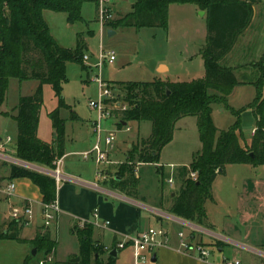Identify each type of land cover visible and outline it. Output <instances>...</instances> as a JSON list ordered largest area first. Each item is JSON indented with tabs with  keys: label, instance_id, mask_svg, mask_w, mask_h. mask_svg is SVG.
Returning a JSON list of instances; mask_svg holds the SVG:
<instances>
[{
	"label": "rangeland",
	"instance_id": "1",
	"mask_svg": "<svg viewBox=\"0 0 264 264\" xmlns=\"http://www.w3.org/2000/svg\"><path fill=\"white\" fill-rule=\"evenodd\" d=\"M97 2L98 0H84L80 18L74 22L70 21L69 15L65 12L45 10L43 17L51 35L60 46L75 49L79 37L84 39L88 45L84 55L87 53L91 56V63L98 60L101 51L114 53L115 60L103 65L100 78L115 92L120 93V90L119 85L113 82H153L155 80L189 82L205 76L203 54L206 47L207 11L195 10V6L190 4H173L169 10L168 28L117 27L115 29L117 34L109 37L105 30L109 28L106 24L129 13L135 0H111L107 3L109 9L104 20ZM255 8V18L252 17L249 26L239 36L234 49L224 60V64L235 70L241 84L233 89L224 103H222L221 94L215 92L218 95V103L213 106V121L220 131L232 128L236 121L234 112L240 114L241 122L237 133L240 134L241 144L248 147L258 124L254 109L251 107L257 96V82L259 92L264 98V68L260 62V55L264 54V2L262 0L256 2ZM202 11L204 15H201ZM82 63L84 67L77 62L67 63L68 81L63 85L61 96L56 95L50 84L43 86L39 137L55 146L57 132L50 115L59 108L60 117L65 123L66 134L69 136L66 143L67 152L82 150L86 144H89L93 139L92 122L98 121V112L89 106V101L96 99L100 92L99 84L94 81L97 70L93 69L91 64L86 65L84 57ZM160 64L168 67L165 73L158 71ZM161 70L166 69L161 68ZM38 85L36 80L21 81L18 78H10L6 92L1 94L0 89V118L4 117L0 119V133L3 136L10 135L14 142H17V122L14 119L17 110L15 108L19 98L34 94ZM127 107L129 108L128 104ZM76 115L80 117V120L74 119ZM115 117L123 121L124 112L115 110ZM127 126L131 127L130 131H126V127L123 126L119 128L114 117H108L101 122L104 134L116 131L115 145L124 146L125 139L127 143L130 142V146H124L126 154L134 146L140 145V140L147 139L152 133L150 121H129ZM201 150L198 119L189 116L178 121L173 139L161 150L158 163L135 165L140 202L150 207H159L172 216L173 195L179 193L184 180L189 177L193 157ZM114 158L125 159L122 154ZM100 169H105V166H101ZM62 170L68 175L90 178L98 170V165L70 155L62 161ZM225 170V173L218 174L212 186L216 203L207 202V213L217 224L215 231L222 233V228L227 222H239L241 225L250 218L264 217V165L253 167L229 164ZM170 178L175 181L172 185L168 182ZM149 216L155 217L152 213L142 210V217ZM163 221V226L167 224L176 232H183L187 239L190 238L192 229L188 225L180 224L173 219ZM156 222V218L152 220V228L161 229V224ZM80 227L82 230H79V233L86 228V223L81 224ZM196 235L198 237L195 238L194 235L193 240L189 241L190 246L194 247L202 242L211 251L212 260L214 256L221 257L224 254L216 248L217 238L202 232H197ZM40 237L49 236L42 232ZM60 241L61 256H66L71 250H78V243H73L66 233L60 237ZM34 248L31 249V254ZM42 250L38 255H33V261L41 260L49 262L48 264H57L49 260L52 254L46 255ZM11 254L10 258H14L16 253L11 251ZM79 255L80 252L68 257L67 262L77 263L72 260ZM5 256L6 248L0 244V264H19ZM102 259L106 260V257L103 256ZM118 262L133 264L131 251H122Z\"/></svg>",
	"mask_w": 264,
	"mask_h": 264
},
{
	"label": "trees",
	"instance_id": "2",
	"mask_svg": "<svg viewBox=\"0 0 264 264\" xmlns=\"http://www.w3.org/2000/svg\"><path fill=\"white\" fill-rule=\"evenodd\" d=\"M84 0H0V89L4 94L10 78L21 81L32 79L39 85L34 94L21 96L16 106L18 140L16 157L22 161L56 168V162L65 155V123L60 109L51 113L53 127L57 132L55 146L38 136L40 112L43 105V86L50 84L61 96L63 85L68 81L67 63L77 62L83 66L82 58L88 46L79 37L75 49L60 46L50 33L43 17L45 10L65 12L70 21L80 18ZM260 0H135L132 10L117 20L107 23L117 27H162L168 28L169 8L173 4H194L207 11L208 24L204 50L205 76L189 82H116L119 101L128 104L123 123L150 121L152 133L140 140L128 153V161L119 175L113 179L115 188L127 196L136 197L138 177L135 165L158 163L159 155L174 135L176 124L185 117L198 119L202 150L194 155L190 168L197 172V179L187 177L171 206V214L205 226L206 204L213 201L212 186L219 173H225L229 164L264 165V98L256 85L257 96L252 104L258 119L250 146H243L237 130L240 114L234 112L236 121L229 130H219L213 121V106L221 94L222 103L228 100L233 89L241 84L232 67L222 61L234 49L239 36L249 26L254 5ZM264 68V55L261 58ZM84 67V66H83ZM170 91V95L167 91ZM123 92V93H121ZM217 92V93H215ZM62 104V103H61ZM253 154V156L251 155ZM11 177H28L41 190L43 202L51 203L57 197V183L51 175L13 165ZM20 222L11 229H0V239H13L21 243ZM79 262L74 264H116L109 254L103 260V246L92 239V227L79 233ZM37 250L50 255L56 242L49 237L38 236L34 240ZM44 264H48L44 262Z\"/></svg>",
	"mask_w": 264,
	"mask_h": 264
},
{
	"label": "crops",
	"instance_id": "3",
	"mask_svg": "<svg viewBox=\"0 0 264 264\" xmlns=\"http://www.w3.org/2000/svg\"><path fill=\"white\" fill-rule=\"evenodd\" d=\"M262 1L264 2V0ZM194 6L195 10H199L198 6ZM253 9V18H255V5ZM108 29L113 28L109 27L105 30L107 31ZM115 29L113 30L115 31ZM116 34L117 33L115 32L114 35ZM258 50L259 48H257V53H259ZM263 55H260V57L262 58ZM227 57H225V59ZM224 60L222 61L223 64ZM161 68H165L166 70L162 71ZM167 70L168 67L164 64H160V66L158 67V71L161 73H165ZM115 83L116 82H113V84ZM14 115H17V111ZM1 118L4 117L1 116ZM79 118L80 117L77 115L76 117H74V119H76L77 121L80 120ZM94 124L95 122H92L93 139L89 144H86L84 148L79 151H66V143L69 140V136H67L65 129V155L63 156L62 161L67 156L74 155L80 157V159L84 161H92L96 165H98L95 162L93 156L89 159H84L81 155L82 152L90 150L96 142ZM238 135L240 136V134ZM0 136L5 137L1 133ZM124 143V146L126 145L127 147L131 145L130 142L127 143V139H125ZM124 146L115 145L114 149L109 152L110 162L101 165L102 167L105 166V169H100L101 166L98 165V170L93 174L92 177L90 176V178H83L81 176L75 177L66 174V172L62 170L61 162L60 168L62 172L75 180L66 181L58 185L56 201L60 207V212L50 226H46L44 224L43 209L45 203L43 202V194L40 188L28 177L12 178L11 168L13 165H17L19 167H24L44 174L49 175V173L33 169L26 165L31 163L25 161H22L23 163L19 165L9 161L0 160V229L3 231H8L9 229H11L13 223L16 222L10 215L11 207H23L26 204L30 203L34 210V217L30 221V223H20L18 226L19 237L21 239H24L25 242L21 243L13 239H0V244L4 245V247L6 248V256L8 258L12 256L11 251H15L16 253L14 255V258H10V261H17L19 264H40L41 260H38L37 262L33 261L31 249L35 247L34 240L38 236H40L42 232H45L49 236V239L56 242V248L51 253L53 256L49 257V260L54 261V263L57 264H69L67 262V258L72 257L73 255H76L80 252V235L78 231L82 230V228L80 227L82 223H86V228L92 227V239L94 242L103 246V256L106 257V255L109 254V252H107L105 249L106 247H110L111 250L117 249L118 243L125 241L129 236L140 234L144 231H147L149 228H152V220L156 218V223L161 224V229H165L169 232L170 238L164 246L154 250L153 256H156V261L152 262L154 264H225V259H241L246 264H264V217L250 218L248 221H244L241 225L239 224V222H227L225 227L222 228V233L215 231L217 224L209 217L208 213L205 226H201L174 215L169 216L164 210L159 207H150L142 204L138 196L139 193H137L136 197H130L121 190L116 189L112 179L117 177V173H120L123 165H125L128 161V154L124 152ZM12 147V154L14 155L16 154L17 147V142H14V139L12 142ZM121 154L125 157L124 160L114 158V156H119ZM31 165L50 171V169L42 166H38L35 164ZM99 169L103 170L104 173L107 174L108 178L106 180L98 179L97 173ZM109 181L110 183L108 185ZM11 182L15 183L16 190L13 195L7 196L3 192V189ZM94 183H98L100 188L91 186ZM212 193V203L215 204L216 199L213 189ZM177 194L173 195L171 206L174 202V196ZM142 210H145L148 213H152L155 217H142ZM168 219H173L180 224H186L192 229L190 238L188 239L189 241L193 240L194 235L196 238L197 232H202L203 234H207L208 236L217 238L218 243L216 244V248L218 249V251L223 252L224 254H222L221 257L214 256L212 260V253L206 259H202L199 256V253L197 252L195 246H192L193 248L191 247V249L189 250H182L180 248V240L178 238L179 232H176L173 227H170L167 224L163 226V220L167 221ZM64 233L68 235L73 243H78V250H71L69 251V253H67L66 256H61L60 237ZM199 241L200 240H198V242ZM200 243L203 244L202 242ZM117 250L118 257L115 258L116 264H121L118 262L119 255L122 251L125 250L131 251L134 264L133 251L130 247ZM39 251H41V249L37 250L36 255L39 254ZM42 251L45 252L44 250Z\"/></svg>",
	"mask_w": 264,
	"mask_h": 264
},
{
	"label": "built area",
	"instance_id": "4",
	"mask_svg": "<svg viewBox=\"0 0 264 264\" xmlns=\"http://www.w3.org/2000/svg\"><path fill=\"white\" fill-rule=\"evenodd\" d=\"M109 2H111V0H98L97 2L98 8H100V12L102 14V20H104V16L107 15V11L109 9L107 3ZM101 26L104 28L103 24H101ZM83 57L86 65L89 66L91 64V67L97 70L94 81L99 84L100 92L96 99H91L89 101L90 108L98 112V121H95L94 124L96 142L90 150L82 152L81 155L84 159H89L93 156L95 162L101 166L110 162L109 152L114 149L117 138L116 131H110L104 134L101 122L108 117H114L118 124H121L123 121L115 117V110H122L124 112L128 109V107L127 104L123 105L122 102L118 100L119 94L100 78V71L103 65L106 62H113L115 60L114 53L101 51L98 55V60L95 63L90 62L91 56L89 54L86 53ZM127 123L128 122H124L123 127H126V131H130L131 127L127 126ZM12 142L13 138L10 135L5 137L0 136V160L20 165L23 163L22 160L18 159L16 154H12ZM61 162L62 158L56 162V168L49 171V175L55 178L57 186L63 182L75 180L62 172L60 168ZM197 176V172L195 171H191L189 174V177L193 180H196ZM97 177L100 180H106L108 178L107 174L104 173L103 170L98 171ZM168 182L171 185L174 184V180L172 178L168 179ZM91 186L100 188L98 183H94ZM15 190L16 185L14 182H11L3 189V192L7 196H11L14 194ZM59 212L60 207L56 200L51 203L44 204V224L46 226H50L56 219ZM10 215L13 220L28 224L34 217V210L30 203L23 207L13 206L11 207ZM169 238L170 236L167 230L149 228L147 231L134 236H129L125 241L118 243L117 249L130 247L133 251L134 264H149L152 262L154 250L164 246L169 241ZM178 238L180 240V248L182 250L191 249L192 246H190L189 240L183 232L178 233ZM195 247L202 259H206L211 254L209 248L204 244H198ZM105 249L107 252L111 251L110 247H106ZM40 264H44V262L41 261ZM225 264L246 263L241 259H225Z\"/></svg>",
	"mask_w": 264,
	"mask_h": 264
},
{
	"label": "water",
	"instance_id": "5",
	"mask_svg": "<svg viewBox=\"0 0 264 264\" xmlns=\"http://www.w3.org/2000/svg\"><path fill=\"white\" fill-rule=\"evenodd\" d=\"M204 14H205V13L202 11V12H201V15H204ZM107 32H108V36H109V37H111V36H113V35L115 34V31H114L113 29H108ZM170 93H171V92L168 90V91H167V94L170 95ZM251 155L253 156V154H251ZM26 165L29 166V167H31V168H33V169H36V170H39V171H42V172L49 173L48 170H44V169L39 168V167H36V166H34V165H31V164H26ZM36 253H37V249H34L33 252H32V255H36ZM109 255H110L111 257H113V258H117V257H118V250H117V249H112V250L109 252ZM79 260H80V258L78 257V258L73 259L72 261H73V262H78ZM155 261H156V256H153V258H152V262H155Z\"/></svg>",
	"mask_w": 264,
	"mask_h": 264
}]
</instances>
